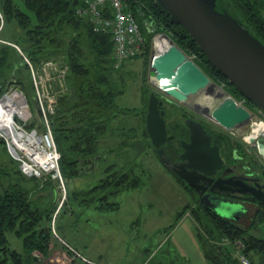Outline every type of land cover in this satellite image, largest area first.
I'll return each instance as SVG.
<instances>
[{"label":"rangeland","instance_id":"obj_1","mask_svg":"<svg viewBox=\"0 0 264 264\" xmlns=\"http://www.w3.org/2000/svg\"><path fill=\"white\" fill-rule=\"evenodd\" d=\"M262 9H264L263 3ZM13 29L11 24L9 27L6 26L4 34L7 33L6 37L0 36V43L8 46L5 58L0 60V85H4L0 91V98L11 95L18 87H22L24 89L22 96L28 104V106L24 105L23 109L29 114L23 122L24 128L27 130L37 128L40 131L43 124L38 100L35 98L37 90L34 86L33 74L23 53L13 41ZM150 57L151 53H148L147 49L139 56L123 61L118 67L119 71L114 72V80L125 85V91L117 96L116 103L121 108H132L133 111L112 116L110 128L99 135L94 154L91 159H87L85 166L83 168L79 166L78 172L69 177L68 181H64V187L59 177L52 175L28 180L25 184L32 200L37 201L41 207L50 209L52 216L50 226L55 228L57 234H53L48 255L49 257L61 256L59 263L72 264L76 258L80 263L86 261L89 264H189L188 261L203 264L205 262L204 252L193 231L192 218L189 216H185L182 220L178 218L180 214L186 212L188 215L192 214L197 222L196 191L180 180V177L162 162L159 151L151 143L143 128V115L136 113L137 108L144 107L143 89L147 87L146 85L152 86L149 78ZM19 62H22L20 67H18ZM32 65L36 71L35 76L40 82L43 106H46L49 99L54 97L56 109L59 97L69 88L67 72L63 83H60L57 81V74H47L45 70H42L41 63L32 62ZM114 66H118L115 58ZM211 80L224 91L229 92L222 82ZM206 95L213 96L211 93L201 91L190 95L189 102L200 103ZM218 98H220L219 94L213 96V104ZM172 100L177 107L166 103L168 110L171 114L178 116L180 122L186 123L187 116L181 118L184 111L194 113V119H199L198 114L189 106ZM182 106H185L186 110L181 108ZM175 116L167 117V119L172 123ZM9 117L11 118L10 115ZM202 120L205 121L204 123L207 121L214 131L224 133V138L220 137L223 141L222 151L227 152L236 148L239 152H245V159L241 162L256 167L254 159L256 157L262 165L264 164V159L258 154L256 147L244 139L249 131V125L227 131L207 119ZM177 129L179 131H176V137L172 140L180 152L181 140L186 139L187 131L186 128L178 127ZM0 138L5 142V145L0 143V172L2 173L12 170V165H15L12 160L16 163L17 160L8 151L6 139ZM122 169H125L123 170L125 173L132 170L135 177L139 178L137 185L122 190L117 195L113 193L111 196H106L105 189L101 187L104 185V180L112 174L111 182L105 184L108 191L117 185H122L119 183L126 181L119 180ZM114 172H116L115 175ZM1 176L0 189L8 184L4 174ZM64 194L65 199L60 201V196ZM102 194L105 195L103 199L100 196ZM114 201L119 202L120 208L108 209L109 206H114L112 204ZM249 211L253 213L255 208L250 205ZM197 225H199L198 222ZM246 225L248 224L244 226ZM253 228L264 229V217L259 219ZM156 230L166 231L162 237L166 236V244L159 250H165V258L154 257L152 253L156 252L155 250L150 255L151 259L147 260L149 253L147 250H153L151 248L155 246L154 243L158 238ZM6 235L12 248L20 252L24 250L23 240L15 232L8 231ZM62 241L84 255L87 260L75 252V256L69 254L67 249L60 247L59 244H64ZM33 253L36 260L31 264H57L55 259H47L48 255H43L39 250ZM250 254L255 260L254 264H262L264 261V250L257 253L250 251ZM93 257L99 258V261H95Z\"/></svg>","mask_w":264,"mask_h":264},{"label":"trees","instance_id":"obj_2","mask_svg":"<svg viewBox=\"0 0 264 264\" xmlns=\"http://www.w3.org/2000/svg\"><path fill=\"white\" fill-rule=\"evenodd\" d=\"M129 2L146 36L148 53L153 35L151 27L155 26L157 31L167 33L187 54H194L196 63L211 79L222 82L234 97L243 98L223 73L209 62L187 30L182 25L170 21L169 13L158 2L155 0H129ZM217 3L230 11L264 43V9H262L264 0H217ZM79 5V0H0V36L5 34L6 26L9 27L11 24L14 28L13 41L20 48L24 59L27 57L35 64L55 60L67 69L69 88L59 97L56 109L50 118L57 147L61 153L60 169L65 181L78 172L79 166L83 168L87 159H91L99 135L110 128L112 116L133 111L132 108H121L116 103L117 96L125 91V85L114 80V72L119 71L118 67L122 62L117 64V67L114 66V43L111 34L94 30L89 16L77 13ZM140 11L144 12L143 18L139 16ZM144 19L152 24L151 27L144 24ZM7 50L8 46L0 43V60L5 58ZM18 65L20 67L22 62ZM3 86L0 85V91ZM146 86L142 92L143 108L146 109L139 107L136 113L143 115V128L147 133L146 105L154 88ZM159 96L160 99L166 100L163 104L166 109L167 127L170 128L165 143L171 150L178 152L179 149L175 147L173 140L176 131H179L178 127L186 128L185 123L180 122L178 116L168 110L166 103L177 107L173 104V100H167L162 93ZM246 103L253 106L248 100ZM181 108L186 110L185 106ZM189 115L184 111L181 118ZM173 116L175 117L171 123L167 117ZM214 134L215 142L222 146L224 133L214 131ZM0 143L5 145L2 138ZM12 161L15 164L12 165V170L0 172V180L1 174H4L8 180V184L0 189V264H31L36 260L33 253L35 250H39L45 256L49 254L55 232L50 226L52 218L50 209L41 207L37 201L32 200L25 186L28 180H36L37 177L27 176L21 170L19 162ZM123 170L125 169H122L119 180L126 181L119 183L122 185H117L108 191L105 184L111 182L112 174L104 180V185L101 187L105 189L106 196H111L113 193L117 195L120 191L137 185L139 178L135 177L132 170L126 173ZM105 195L100 196L103 199ZM195 202L198 212L196 220L199 223L197 225L195 222V229L209 264H241L227 246L221 243L224 238L232 241L242 239L245 244L244 252L252 261L250 254L252 249L264 250V238L259 239L250 232L254 225L244 226L232 222L209 208H201L197 200ZM112 204L114 206L108 205V209L119 208V202L114 201ZM258 210L257 217L262 219L264 201L260 203ZM8 231H13L22 238L24 246L22 252L9 245L6 235ZM63 246L69 254L75 256L68 245L63 244ZM81 263L89 264L86 261Z\"/></svg>","mask_w":264,"mask_h":264},{"label":"water","instance_id":"obj_3","mask_svg":"<svg viewBox=\"0 0 264 264\" xmlns=\"http://www.w3.org/2000/svg\"><path fill=\"white\" fill-rule=\"evenodd\" d=\"M170 15V21L182 25L199 45L209 62L220 70L240 94L264 111V43L237 17L217 0H155ZM144 17V12H139ZM148 25L147 19L143 20ZM156 29V27H154ZM169 38L167 34H164ZM168 45L151 52L149 78L154 91L149 95L145 126L151 143L157 149L168 140L166 110L160 108L163 99L177 100L189 106L202 118L227 131L249 125L244 139L253 144L264 159V130L249 139L253 131V113L229 92L220 95L211 107L190 103L189 97L198 92L212 93L211 77L173 39ZM18 91L23 92L22 87ZM188 137L181 140V162L174 170L189 186L200 191V207L213 210L227 219L238 220L244 211L241 203L232 202L215 193L223 183H236L215 175L224 166L220 145L213 143V134L195 119H188ZM250 133V134H249ZM200 180L214 182L206 190ZM248 190L264 201L261 185ZM62 201V196H60Z\"/></svg>","mask_w":264,"mask_h":264},{"label":"built area","instance_id":"obj_4","mask_svg":"<svg viewBox=\"0 0 264 264\" xmlns=\"http://www.w3.org/2000/svg\"><path fill=\"white\" fill-rule=\"evenodd\" d=\"M79 2L80 5L77 7V13L81 15H88L92 22L94 30L106 31L111 34L114 43L113 54L115 56L117 64L127 59L137 57L146 50V36L134 11L130 6L129 0H79ZM148 25L149 27H151L152 24L149 23ZM154 27L155 26L151 27L153 36L151 38L150 53L155 50V48H157L156 39L159 36L164 37V34H167L162 31H157V27L156 29H154ZM18 49L20 50L19 47ZM189 56L192 59L195 58L194 54ZM25 60L30 66L34 78V86L37 90V103L39 106V113L42 117V129L38 131L37 128H32L29 130L24 128L25 125L23 124V122L28 118L29 114H25V112L22 111V113L19 112V115L17 114L11 119L8 118L10 119V122L12 120V125L10 126H13L16 130L18 139H10L4 134L3 131H0V137H4L6 139L8 151L19 162L21 170L27 176L44 177L46 175H52L56 178L59 177L64 187V177L60 169L61 153L58 151L54 133L52 130L51 120L49 118V115H51L55 111L54 97L49 99V102H47L46 106H43V96L40 92V82L35 76V68L28 58L25 57ZM42 65L43 71L45 70L47 74L51 75L54 73L57 74V81L63 83L67 70L65 66H62L58 61L55 60L45 61L44 63H42ZM16 92H19V94L22 96L23 92L18 91V88L14 93ZM22 98L25 106H28L24 96H22ZM238 100L239 103L245 105L251 110V112L253 113V118L255 120H264V111L261 108L255 105H247V99L244 97ZM65 191L66 189L64 188V192ZM63 199H65V194L63 196ZM54 221L55 218L53 222ZM53 230L55 234H57L55 228H53ZM235 246L236 250L234 252V256L239 259L240 263L251 264L250 257L244 252L245 244L242 239L236 240ZM70 249L78 254L81 258L87 260L84 255L80 254L76 249L72 247ZM90 263L93 262L90 261Z\"/></svg>","mask_w":264,"mask_h":264},{"label":"flooded vegetation","instance_id":"obj_5","mask_svg":"<svg viewBox=\"0 0 264 264\" xmlns=\"http://www.w3.org/2000/svg\"><path fill=\"white\" fill-rule=\"evenodd\" d=\"M164 101L166 100L163 99V103ZM163 103L160 105V108L165 109ZM188 113L190 114L189 115L190 117L187 116L185 123L187 137H188L187 120L190 118L194 119V113L190 111ZM197 117L200 120L197 118L195 120L200 121L204 125V127L213 134V138H212L213 143H218L215 142L216 137L214 134V130L211 129L209 126L210 124H208L207 121L206 123H204L205 121L202 120L203 118L200 115H197ZM168 130L170 132V128H168ZM166 143H164L165 145H163L162 148L157 149V151H159L160 153V158L162 159V162L169 169H171V171L176 173L174 167L179 168L177 164L181 162L179 154L181 153L182 150L180 152L171 150L170 146H167ZM220 150H221V155L224 158V166L221 170L218 171V173L215 175V178L222 177L223 179H230L232 180V182H236V183L229 184L225 182L221 184L222 185L221 187L219 186L215 187L213 191L232 202L241 203L243 205L244 211L241 213L240 218L238 220L235 219H228V220L240 221L245 215L251 212V211L249 212V210H250V205H252L253 208H255V212L252 213V216L249 221H251V224L255 225L258 222L257 212L259 211L258 209L260 207V203L263 201L254 197L250 192H248L247 189L254 190L253 186H259V185H261L262 188L264 189V170H263L264 167H262L264 166V164L262 165L260 160H258L256 157H254L256 161L255 162L256 167H252V165H249L246 162H241L245 159V152H239V150L236 148H234L233 150L231 149L230 151L228 150L226 152L225 150L222 151L223 148L220 145ZM200 183L201 184L203 183L204 186H206V190H208L213 185L214 182H209L207 180H200ZM192 188L196 191L197 194L196 200L198 205L200 206L199 204V199L201 198L200 191L194 187ZM255 219L257 220L255 221Z\"/></svg>","mask_w":264,"mask_h":264},{"label":"bare ground","instance_id":"obj_6","mask_svg":"<svg viewBox=\"0 0 264 264\" xmlns=\"http://www.w3.org/2000/svg\"><path fill=\"white\" fill-rule=\"evenodd\" d=\"M170 43L169 38L167 37H158L156 39V46L157 48H161L164 45H168ZM210 88L212 91V95L215 96L217 94L225 95L226 91L222 87H220L218 84H215L213 82H210ZM213 96L206 95L203 100L200 101L199 106L202 107H211L213 104ZM35 98L37 99V94L35 95ZM18 102V103H17ZM25 103L22 100V96L19 94V92H16L10 96H4L0 98V131H3L6 136H8L10 139H18V135L16 133V130L14 129L12 125V120L10 122V119L14 117L15 115H19L23 110V107ZM25 114H28L26 110L24 111ZM11 116V118L9 117ZM10 118V119H8ZM10 122V123H9ZM253 131L251 132L250 136L247 135L249 139H252L255 137L256 134L262 132L264 130V120L257 119L253 122ZM182 147V146H181Z\"/></svg>","mask_w":264,"mask_h":264},{"label":"crops","instance_id":"obj_7","mask_svg":"<svg viewBox=\"0 0 264 264\" xmlns=\"http://www.w3.org/2000/svg\"><path fill=\"white\" fill-rule=\"evenodd\" d=\"M120 208V207H119ZM119 208H117V209H119ZM250 212V211H249ZM183 216V217H182ZM187 217V216H189V217H191L192 218V220H193V231H194V234H195V236L197 237V240H198V242H199V245H200V241H199V239H198V236H197V233H196V229H195V220H194V218H193V216H192V214H189L188 215V213H183L181 216H179L178 218H180L181 220L184 218V217ZM251 216H252V212H250V213H248L247 215H245L240 221H233V220H230V221H232V222H236V223H239L240 225H245V224H248V225H254V224H251V221H249L250 220V218H251ZM180 220V221H181ZM257 219H255V221H256ZM258 221H259V219H258ZM247 225V226H248ZM254 230H256V232L254 231ZM157 231V233H158V238H157V241L154 243L155 244V246L154 247H152L151 249H153L152 251L151 250H147L149 253H148V257H147V260H149V259H151V253L153 252V251H155L156 250V252H154V253H152L153 255H154V257H156V256H161L162 258H165V250H163V251H159L160 249H162L163 247H164V245L166 244V236L164 237V238H162L163 237V233L164 232H166V231H164V232H162V231H160V230H156ZM250 232L253 234V235H255L257 238H259V239H261V238H264V229L263 228H259V229H255V228H251L250 229ZM61 239V238H60ZM62 240V239H61ZM166 240V241H165ZM63 243H64V241H62ZM221 243L223 244V245H226L227 246V248L230 250V253L234 256V252H235V250H236V246H235V241H232V240H230L229 238H224L223 239V241H221ZM60 245V247H62L63 249H66L64 246H63V244H59ZM64 245H66L65 243H64ZM171 245V244H170ZM171 247V246H170ZM200 247H201V245H200ZM172 249H174V247H171ZM202 249V248H201ZM52 250V249H51ZM54 250V249H53ZM68 251V250H67ZM203 251V250H202ZM56 252V251H55ZM251 252H253V253H257L258 251L256 250V249H252L251 250ZM51 253V252H50ZM59 254V253H58ZM60 255V254H59ZM152 255V256H153ZM205 256V255H204ZM60 258H62L61 256H59V257H54V255L52 256V257H49V255H48V258L47 259H50V260H56L57 261V264H66L65 262H63V263H59L60 262ZM94 258V257H93ZM205 258V262L203 263V264H209V262L207 261V259H206V257H204ZM73 259V258H72ZM99 258H94V260L96 261H99L98 260ZM186 260V259H185ZM189 262V264H194V263H192V262H190V261H188ZM254 262H255V260H254V258H253V261H252V264H254ZM72 264H82V263H80V262H78L77 261V258L75 259V260H73L72 261ZM103 264V263H102ZM262 264H264V261L262 262Z\"/></svg>","mask_w":264,"mask_h":264}]
</instances>
